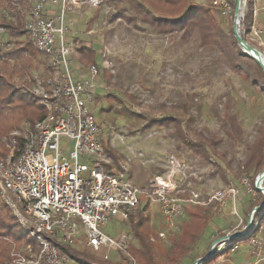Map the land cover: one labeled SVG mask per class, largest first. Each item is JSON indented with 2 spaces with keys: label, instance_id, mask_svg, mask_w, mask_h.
I'll return each mask as SVG.
<instances>
[{
  "label": "rangeland",
  "instance_id": "374dc122",
  "mask_svg": "<svg viewBox=\"0 0 264 264\" xmlns=\"http://www.w3.org/2000/svg\"><path fill=\"white\" fill-rule=\"evenodd\" d=\"M190 1L209 9L222 28L232 33L233 3L237 0H230L232 10L225 15L212 7L210 0ZM254 3L258 8L264 5L263 0ZM242 7L238 30L262 52L264 9H258L256 14L253 11L252 26L246 31L247 5ZM4 11L10 13L8 19L15 25L14 19L18 18L24 27L30 4L28 0H0V16H7ZM96 13V19L87 24ZM67 17L73 31H96L89 43L97 52L102 71L91 109L102 130L105 155L112 157L115 165L131 158V180L141 188L161 177L177 189L173 193L180 207L177 215L166 214L159 202L151 201L145 209L140 206L128 221L111 217L103 231L114 238L122 233L130 235L129 251L138 264L146 262L134 225L149 238L160 264H194L208 253L217 238L235 231L245 232L253 208L264 200V192L252 185L264 162L251 168L246 165L264 126V92L243 72L234 71L222 49L203 44L197 27L190 31H162L144 19L132 0H104L97 8L86 6L67 13ZM19 39L28 48L24 54L32 70L43 62L44 56L26 33ZM79 47L73 51V65L91 64L82 63ZM9 63L16 64L10 58ZM14 79L22 88V78ZM118 99L127 103L129 113L122 110ZM131 110L136 115H131ZM164 116L176 119L167 124L152 121ZM229 116H234L240 131L232 130ZM25 121L30 122L21 119L9 134L1 137L0 159H7L10 136ZM177 125L185 130L189 140L203 135L216 141L217 152L207 146L211 151L208 158L193 149L188 139L183 141L179 136ZM48 158L51 160L50 155ZM245 176L250 186L242 182ZM232 186L239 193H228ZM217 190L226 191L225 197L210 201ZM194 194L199 195L197 203L192 200ZM251 234L250 229L245 235L218 243L213 255L199 264H264V245L260 255L254 254ZM121 253L109 251L111 260H119ZM82 254L90 258V263L110 264L88 250Z\"/></svg>",
  "mask_w": 264,
  "mask_h": 264
},
{
  "label": "built area",
  "instance_id": "2783aa9c",
  "mask_svg": "<svg viewBox=\"0 0 264 264\" xmlns=\"http://www.w3.org/2000/svg\"><path fill=\"white\" fill-rule=\"evenodd\" d=\"M103 1L28 0L30 12L24 28L44 57L22 78V88L38 97L45 115L34 124L25 121L20 130L12 132L10 154L0 159V197L32 240L13 251L17 264H81L61 245L88 250L110 264H138L129 251L130 235L114 238L103 231L110 218L128 221L151 201L159 202L166 214L180 212L173 196L177 189L166 180L160 177L141 188L131 180V158L115 165L105 155L102 130L91 109L102 67L100 63L81 67L72 63L82 38L89 40L96 31H73L67 17L86 6L97 8ZM210 2L225 13L232 10L230 0ZM258 9L264 5H254L255 14ZM5 33L0 26L1 48L10 46ZM242 182L251 184L246 176ZM228 193L235 195L239 190L232 186ZM225 195L226 191L217 190L210 201H221ZM198 198L194 194L192 200L197 203ZM250 219L252 252L260 255L264 205L254 207ZM160 235L165 237L163 232ZM109 251H121L119 260H111Z\"/></svg>",
  "mask_w": 264,
  "mask_h": 264
},
{
  "label": "trees",
  "instance_id": "16d2710c",
  "mask_svg": "<svg viewBox=\"0 0 264 264\" xmlns=\"http://www.w3.org/2000/svg\"><path fill=\"white\" fill-rule=\"evenodd\" d=\"M6 1L11 2V0H4V3ZM132 1L135 3L137 10L145 16L144 19L151 25L161 27L162 31H190L193 27H197L203 44H214L222 49L234 71L238 73L243 72L247 78L251 79L250 81L253 85H257L258 88L264 92V70L261 65L245 52L244 48L237 42L233 30L232 33H227L224 28H222L209 9L197 5L190 0ZM254 5V0H247V12L244 20L246 31L250 30L253 23ZM235 6L236 2L233 3V13ZM3 8L6 10V6H3ZM215 9L224 15L226 14L219 8ZM5 13L7 14V11ZM96 16L97 13L89 19L87 24L93 22L96 19ZM8 17H10V13H8L7 16H0V26L5 28V37L10 41L9 47H0V140L5 133L14 129L21 119H27L30 123L34 124L45 115V108L40 104L38 97L25 92L23 88L18 86L17 81L14 79V77L17 76H20L21 78L25 77V75L31 71L32 64L24 54L28 51V48H26L24 42L19 39L21 35L26 33L22 22L16 18L14 19V21L17 22L15 25L11 19H8ZM242 36L245 39L244 33H242ZM89 42L90 39L88 40L87 37L82 38V45L79 47L82 57L81 61L84 64H88L90 61L99 65L100 62L97 60V52ZM14 44H16V46L18 45V48H14ZM261 48L263 49L262 53H264V48ZM9 58L15 60L16 64H13L12 66L9 63ZM101 71L102 70H100V72ZM110 98L116 100L113 96H110ZM118 102L122 106V110L129 113L130 110L127 107V103L124 104L125 102L120 100ZM135 113L136 112L132 110L130 112L131 115ZM137 115H139V113ZM171 117L172 116H164L159 119L154 118L152 121H158V124H167L175 121L176 118ZM229 119L232 125V130L240 131L234 116H229ZM176 128L182 140L187 141L186 139L188 138L185 130L180 126ZM188 141L193 149L198 152H203L208 158L210 157L211 151L207 149V146H210L214 150L213 152H217L215 151L217 142L213 139H208L203 135L196 140L188 139ZM22 142L23 138L19 137L18 144L22 145ZM109 152L113 154L111 149H109ZM263 162L264 126L261 127L260 134L251 147L247 156L246 165L251 168L255 163L262 166ZM252 185L255 188L253 182ZM256 190L259 191L258 189ZM255 206H257V204ZM134 228L139 237L141 253L146 264H160L154 256L153 246L149 238H147L144 232L139 230L138 225H134ZM29 242H32V240L28 233L19 224L12 210L6 204L2 203L0 198V264H17L14 262V257L12 255L13 250L19 248L23 243ZM61 246L64 251L79 263L90 264V258L82 254L84 251H77L70 246Z\"/></svg>",
  "mask_w": 264,
  "mask_h": 264
},
{
  "label": "water",
  "instance_id": "95a60500",
  "mask_svg": "<svg viewBox=\"0 0 264 264\" xmlns=\"http://www.w3.org/2000/svg\"><path fill=\"white\" fill-rule=\"evenodd\" d=\"M242 4H243V0H237L236 1V6H235V10H234L235 19H234V26H233L234 36H235L237 42L244 48L245 52H247L254 60H256L261 65L262 69L264 70V60H263L264 55L262 54V52L258 48L249 44L248 41L243 38V36L241 35V33L238 30L239 15H240V10L242 9ZM263 181H264V168L257 175V177L255 179L256 189L264 192ZM263 205H264V202H262L261 204L255 206V207L259 208L260 206H263ZM250 217H251V215H250ZM250 226H251V219L249 218L245 232L249 231ZM244 234L245 233H242L240 231H235L229 235L221 236L220 238H217L213 242L208 253L204 257H202L201 259L197 260L194 264H199V262H201V261L204 262V261L208 260L213 255L214 249L218 243L226 241V240L231 239V238H238Z\"/></svg>",
  "mask_w": 264,
  "mask_h": 264
},
{
  "label": "bare ground",
  "instance_id": "6f19581e",
  "mask_svg": "<svg viewBox=\"0 0 264 264\" xmlns=\"http://www.w3.org/2000/svg\"><path fill=\"white\" fill-rule=\"evenodd\" d=\"M263 60H264V56H263ZM246 230V229H245ZM242 233H245V232H242Z\"/></svg>",
  "mask_w": 264,
  "mask_h": 264
},
{
  "label": "crops",
  "instance_id": "0c3cea01",
  "mask_svg": "<svg viewBox=\"0 0 264 264\" xmlns=\"http://www.w3.org/2000/svg\"><path fill=\"white\" fill-rule=\"evenodd\" d=\"M28 15H29V13H28Z\"/></svg>",
  "mask_w": 264,
  "mask_h": 264
}]
</instances>
